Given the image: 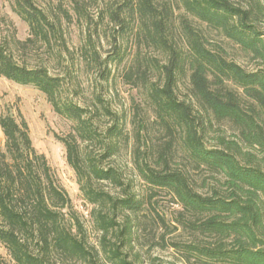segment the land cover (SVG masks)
Returning a JSON list of instances; mask_svg holds the SVG:
<instances>
[{
	"label": "trees",
	"instance_id": "16d2710c",
	"mask_svg": "<svg viewBox=\"0 0 264 264\" xmlns=\"http://www.w3.org/2000/svg\"><path fill=\"white\" fill-rule=\"evenodd\" d=\"M87 1L99 2L73 0L79 15ZM171 3L187 15L178 34L182 45L174 33ZM15 11L28 24L30 37L13 45L0 42V77L39 90L57 115L74 123L73 132L57 140L66 148L84 198L99 208L101 252L108 264H134L125 251L132 247L145 203L132 192L134 183L125 184L122 169L105 167L129 148L126 125L106 101L97 98L93 109L77 105L64 94V77L18 58L17 52L39 42L52 48V40L63 35L62 21L32 0H19ZM187 17L222 34L263 66L248 71L230 61L223 49L210 47ZM99 20L116 28L114 47L131 36L137 47L164 57L163 62L136 54L126 72L129 84L143 92L165 137L151 155L136 145L131 155L133 170L151 194L165 191L180 208L176 222L191 236L172 245L181 261L264 264V0H119L105 5ZM99 39L88 35L84 49L97 64ZM123 61L117 48L102 62L108 67ZM185 79L189 94L182 99L180 84ZM105 117L112 126L102 130ZM215 123L229 124L238 141L220 136L216 146H209L207 135ZM0 130V244L12 263L93 262L100 254L88 249L77 234L79 226L75 233L69 224L71 200L57 184L46 157L33 147L25 119L1 113ZM93 149L99 150L98 156ZM195 171L210 173L212 183L203 182V191L191 175ZM102 182L122 189L124 197L97 190L94 184ZM112 234L115 242L109 239ZM0 264L7 263L0 258Z\"/></svg>",
	"mask_w": 264,
	"mask_h": 264
},
{
	"label": "rangeland",
	"instance_id": "374dc122",
	"mask_svg": "<svg viewBox=\"0 0 264 264\" xmlns=\"http://www.w3.org/2000/svg\"><path fill=\"white\" fill-rule=\"evenodd\" d=\"M19 0H0V42L12 44L15 40L25 42L30 37L29 26L15 11ZM21 1V0H20ZM33 3L54 19H60V35L53 39L52 48L37 43L29 51L17 52L21 61L30 66H44L55 76L66 79L64 94L75 104L92 108L97 98L106 101L112 112L118 114L126 125L131 138L129 148H124L119 156L106 162L105 167L116 166L123 170L125 184L134 183V192L139 199H143L144 211L136 221L137 229L132 247L126 249L129 261L134 264H184L181 256L173 248V243L187 242L191 236L185 233L177 224L176 217L180 210L170 194L159 191L151 194V190L141 181L132 167V148L136 145L145 155L158 150L165 137L155 123L154 113L147 103L143 92L129 84L126 72L136 57V54L149 59L155 58L164 62V57L146 47H137L138 42L129 36L119 40L114 47L116 28L107 21L99 20L102 10L108 3L114 4L119 0H98L83 3L82 15L75 11L73 0H32ZM168 3V0H160ZM172 4V3H171ZM175 9L174 30L178 37L182 21L187 16L182 9ZM68 16V17H67ZM189 24L205 36L213 49H223L230 61H233L248 71L263 66L261 60L247 56L238 46L227 40L222 34L213 31L190 17ZM88 35L99 36L97 50L100 63H94L89 54H85V41ZM13 45V44H12ZM117 48L123 52L124 61L120 64L106 66L104 59ZM111 73H107L106 71ZM108 77L107 80L105 77ZM188 81L180 84L179 96L185 99L188 96ZM9 113L20 120L23 117L28 124L33 147L37 153L46 157L52 168L57 184L66 191L71 200V209L68 212V222L77 233V227L87 243L88 249L95 256L94 261L86 264H108L101 252L102 233L97 226V212L99 208L89 203L81 192L75 171L67 162L65 146L57 137L66 138L73 132L74 123L57 115L46 96L31 86H22L0 77V114ZM102 130L112 126L111 121L105 117L100 121ZM0 134L2 132L0 130ZM225 137L227 141H238L237 132L227 123H215L207 135L209 146L218 144V137ZM138 138V140H137ZM94 156L99 155L98 149H93ZM182 163L180 158H177ZM199 188L203 182L212 183L210 173L207 171L191 172ZM95 188L109 193L113 197L123 198V190L102 182L95 183ZM200 191H203L199 188ZM116 235L109 239L116 241ZM0 258L7 264H13L6 249L0 244Z\"/></svg>",
	"mask_w": 264,
	"mask_h": 264
}]
</instances>
